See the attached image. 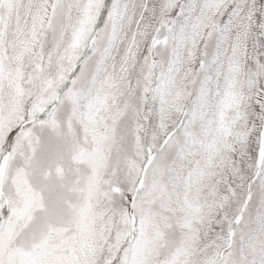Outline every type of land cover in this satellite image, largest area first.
Returning <instances> with one entry per match:
<instances>
[{
    "label": "snow or ice",
    "instance_id": "6c2138e0",
    "mask_svg": "<svg viewBox=\"0 0 264 264\" xmlns=\"http://www.w3.org/2000/svg\"><path fill=\"white\" fill-rule=\"evenodd\" d=\"M0 264H264V0H0Z\"/></svg>",
    "mask_w": 264,
    "mask_h": 264
}]
</instances>
